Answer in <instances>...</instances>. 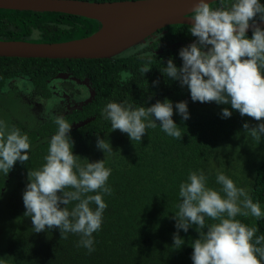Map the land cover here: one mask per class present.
<instances>
[{
    "label": "trees",
    "instance_id": "trees-1",
    "mask_svg": "<svg viewBox=\"0 0 264 264\" xmlns=\"http://www.w3.org/2000/svg\"><path fill=\"white\" fill-rule=\"evenodd\" d=\"M221 2L230 6L234 0L211 4L218 7ZM98 27L96 20L61 11L0 8L3 40L60 42L87 36ZM190 27L183 23L167 25L144 43L110 59L0 56V120L6 121L9 129L17 127L26 132L31 143L28 162L17 161L7 176L0 171V264H193L191 243L199 238L195 225L187 232L180 230L185 241L180 249L172 246L177 231L174 217L182 203L180 185L193 171L202 170L206 187L217 190L222 188L217 174L223 173L238 188H245L264 212V137L254 141L243 130L245 122L255 126L261 121L241 116L236 110L224 118L222 109L231 108L230 104L194 102L187 86L182 87L161 71L170 58L182 67L180 49L197 40ZM252 35V29L248 30L247 36ZM145 66L150 68L147 73L141 71ZM59 72L88 77L95 94L65 113L66 107L59 104L63 99L54 93L63 81L57 77ZM157 80L159 83H154ZM83 89L74 100L89 96L88 89ZM165 98L173 102V119L181 127V138L167 135L157 121L156 128L133 142L128 134L112 131L111 122L102 114L110 101H127L135 108ZM36 101L44 104L39 114L33 108ZM180 101L188 104L190 116L186 121L175 109ZM59 115L72 123L73 153L80 156L81 166L105 159V166L111 169L107 181L111 195H103L108 207L100 230L93 233L91 252L80 246L79 234L67 233L61 239L58 228L34 232L31 217L24 215L29 168L39 169L46 163L51 137L58 130L54 118ZM88 118L83 125L73 127L74 122ZM98 135L112 145L113 151L105 154L96 147ZM205 219L206 227L218 222ZM236 219L257 227L256 236L264 235V216L238 215ZM258 246L264 247V242Z\"/></svg>",
    "mask_w": 264,
    "mask_h": 264
},
{
    "label": "clouds",
    "instance_id": "clouds-1",
    "mask_svg": "<svg viewBox=\"0 0 264 264\" xmlns=\"http://www.w3.org/2000/svg\"><path fill=\"white\" fill-rule=\"evenodd\" d=\"M192 11L189 32L197 40L180 49L182 67L178 68L170 58L161 71L166 77L178 80L182 87L187 86L194 102L230 104L231 108L222 109V117H231L232 110H236L241 116L261 121L255 126L247 122L243 125V130L254 141H261L264 137V28L256 18L259 14V20L264 21V4L260 0H234L230 6L221 2L218 7H213L208 0H199ZM250 22L251 38L247 36ZM34 35H38L36 30ZM145 39L124 51L144 43ZM120 53L103 58L110 59ZM149 70L147 66L141 69L143 73ZM77 79H86L89 87L70 78H63L58 84L68 81L63 85L80 90L87 88L89 96L90 91L95 94L88 77ZM66 98L68 96L61 101ZM83 101L73 99L70 108L64 105V112L79 108ZM33 106L42 108L40 112L44 108V104L38 101ZM175 109L183 121L189 119L186 101L177 102ZM173 113V102L168 98L151 106L135 108L127 101H110L102 112L111 122L112 131L128 134L133 142L141 141L148 129L156 128L157 121L167 135L181 138V127L174 121ZM43 115L47 117L48 114L44 112ZM54 123L58 130L51 137L46 163L39 169L29 168L28 171L29 183L23 193L24 215L31 217L34 232L58 228L61 239L66 238L67 233L79 234L80 246L91 252L94 250L93 233L100 230L108 207L103 195H111L107 186L111 169L105 166V159L81 166L80 156L73 153L72 123L63 115L56 116ZM30 147L26 132L22 133L17 127L9 129L7 122L0 120V171L5 176L17 161L28 162ZM96 147L105 154L113 151L112 145L99 135ZM216 179L222 185L220 190L206 187L207 177L202 170L191 172L188 181L180 185L182 203L174 217L177 231L172 246L180 249L185 242L180 230L187 232L195 225L199 238L191 243L193 264H264V247L258 246L264 242V235L256 236L257 227L236 219L238 215L261 218L264 212L260 204L253 202L245 188H238L223 173H218ZM206 217L218 222L206 227Z\"/></svg>",
    "mask_w": 264,
    "mask_h": 264
},
{
    "label": "water",
    "instance_id": "water-1",
    "mask_svg": "<svg viewBox=\"0 0 264 264\" xmlns=\"http://www.w3.org/2000/svg\"><path fill=\"white\" fill-rule=\"evenodd\" d=\"M217 0H208L209 3ZM199 0H0V8L15 10L61 11L94 19L100 27L91 34L58 42L1 40L0 56L19 58H103L115 55L154 31L171 24H189L190 15ZM261 27L264 21L257 20ZM252 29L251 22L249 30ZM57 77L76 81L89 87L86 79L69 77L59 72ZM93 92L90 91V100ZM89 120V119H88ZM86 121L74 123L73 127Z\"/></svg>",
    "mask_w": 264,
    "mask_h": 264
},
{
    "label": "flooded vegetation",
    "instance_id": "flooded-vegetation-1",
    "mask_svg": "<svg viewBox=\"0 0 264 264\" xmlns=\"http://www.w3.org/2000/svg\"><path fill=\"white\" fill-rule=\"evenodd\" d=\"M65 82H68V81H64L63 83ZM62 84H57L56 87H57V90L54 91L55 95L56 96H59L60 99H64L65 96H68V98H66L64 101H61L60 104L61 105H66L67 108H70L73 104H71V102H73V97L75 95H79V93L82 92V90L78 89V88H75V87H67V86H64ZM84 99V102H87L89 100L88 97L86 98H83ZM79 101V100H77Z\"/></svg>",
    "mask_w": 264,
    "mask_h": 264
},
{
    "label": "rangeland",
    "instance_id": "rangeland-1",
    "mask_svg": "<svg viewBox=\"0 0 264 264\" xmlns=\"http://www.w3.org/2000/svg\"><path fill=\"white\" fill-rule=\"evenodd\" d=\"M94 25H96V24H94ZM78 37H80V36H76V38H78ZM26 39V38H25ZM35 39V38H34ZM74 39V38H73ZM12 40H15V39H12ZM34 108V111H37L38 112V114L40 113V110L42 109V108H37L36 106H34L33 107ZM40 109V110H39Z\"/></svg>",
    "mask_w": 264,
    "mask_h": 264
}]
</instances>
